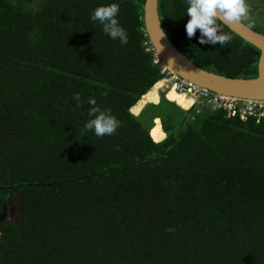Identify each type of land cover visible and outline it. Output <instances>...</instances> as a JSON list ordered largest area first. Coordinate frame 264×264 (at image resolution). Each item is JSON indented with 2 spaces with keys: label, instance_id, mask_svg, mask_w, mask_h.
Listing matches in <instances>:
<instances>
[{
  "label": "trees",
  "instance_id": "trees-1",
  "mask_svg": "<svg viewBox=\"0 0 264 264\" xmlns=\"http://www.w3.org/2000/svg\"><path fill=\"white\" fill-rule=\"evenodd\" d=\"M144 1L0 0V264H264V118L184 111L174 92L155 105ZM112 3L126 44L91 19ZM247 3L264 34V0ZM186 9L159 0L179 50L257 76L258 49L220 21L230 43L189 39ZM90 98L115 134L85 127Z\"/></svg>",
  "mask_w": 264,
  "mask_h": 264
},
{
  "label": "water",
  "instance_id": "water-1",
  "mask_svg": "<svg viewBox=\"0 0 264 264\" xmlns=\"http://www.w3.org/2000/svg\"><path fill=\"white\" fill-rule=\"evenodd\" d=\"M144 30L148 42L162 62L178 77L216 95L264 101V34L245 22L220 21L233 34L260 51L257 76L236 78L209 71L195 64L167 35L160 18L159 0H145Z\"/></svg>",
  "mask_w": 264,
  "mask_h": 264
},
{
  "label": "clouds",
  "instance_id": "clouds-1",
  "mask_svg": "<svg viewBox=\"0 0 264 264\" xmlns=\"http://www.w3.org/2000/svg\"><path fill=\"white\" fill-rule=\"evenodd\" d=\"M186 3V15L190 17L185 26L187 37L189 39L195 37L199 30L200 44L219 43L225 45L231 42L232 36L222 31L218 21L232 23L249 21L250 19V6L247 0H186ZM119 10L117 3L99 6L91 14V19L99 21L103 25V31L112 39H119L121 43L126 44L128 42L127 33L116 18ZM160 82H162V86L158 91L168 100L167 95L171 90L166 89L167 82L163 77L158 83ZM79 98V94L74 95V99L79 100ZM88 103L92 106L89 110V116L93 118L86 122L85 127L89 130L94 129L97 137L115 134L120 126L117 118L110 111H102L97 106L95 98H90ZM190 108L191 105L184 111H189Z\"/></svg>",
  "mask_w": 264,
  "mask_h": 264
},
{
  "label": "built area",
  "instance_id": "built-area-1",
  "mask_svg": "<svg viewBox=\"0 0 264 264\" xmlns=\"http://www.w3.org/2000/svg\"><path fill=\"white\" fill-rule=\"evenodd\" d=\"M147 45L148 51L154 52V63L160 68L161 76L167 82L166 89L173 90L177 94L191 100V108H194L196 113L200 107L210 106L213 109L222 110L227 113L236 112L243 121H248L249 119L261 120L264 118V101L216 95L205 89L198 88L173 73L162 62L149 42Z\"/></svg>",
  "mask_w": 264,
  "mask_h": 264
},
{
  "label": "crops",
  "instance_id": "crops-1",
  "mask_svg": "<svg viewBox=\"0 0 264 264\" xmlns=\"http://www.w3.org/2000/svg\"><path fill=\"white\" fill-rule=\"evenodd\" d=\"M156 85H157V84H156ZM156 85H155V86H156ZM158 94L161 95L159 91H158ZM161 96H162V95H161ZM161 96H159V102H158V103H155V105H158V104L160 103ZM149 104H153V103H149ZM149 104H147V105H149ZM147 105H146V106H147ZM146 106H145V107H146ZM145 107H144V108H145ZM144 108H143V109H144ZM143 109H142V110H143ZM142 110H141V111H142ZM140 113H141V112H140ZM140 113H139V114H140ZM139 114H138V115H139ZM138 115H137V116H138ZM157 120H158V119H157ZM159 120H160V119H159ZM155 121H156V120H155Z\"/></svg>",
  "mask_w": 264,
  "mask_h": 264
},
{
  "label": "flooded vegetation",
  "instance_id": "flooded-vegetation-1",
  "mask_svg": "<svg viewBox=\"0 0 264 264\" xmlns=\"http://www.w3.org/2000/svg\"><path fill=\"white\" fill-rule=\"evenodd\" d=\"M251 2H252V1H251ZM251 13H252V14H255V11H254L252 8H251ZM253 19H256L254 15H253ZM246 24H247V23H246ZM248 25L250 26V24H248ZM250 27L253 28V26H250Z\"/></svg>",
  "mask_w": 264,
  "mask_h": 264
},
{
  "label": "bare ground",
  "instance_id": "bare-ground-1",
  "mask_svg": "<svg viewBox=\"0 0 264 264\" xmlns=\"http://www.w3.org/2000/svg\"><path fill=\"white\" fill-rule=\"evenodd\" d=\"M173 92L176 93L175 91L172 90L171 92H169V94H170V93H173ZM169 94H168V95H169ZM179 95H180V94H179ZM150 97H151V96H150ZM151 98H152V97H151ZM152 99H154V98H152ZM155 100H156V99H155ZM158 100H159V99H158ZM169 101H170V100H169ZM173 103H174V102H173Z\"/></svg>",
  "mask_w": 264,
  "mask_h": 264
},
{
  "label": "rangeland",
  "instance_id": "rangeland-1",
  "mask_svg": "<svg viewBox=\"0 0 264 264\" xmlns=\"http://www.w3.org/2000/svg\"><path fill=\"white\" fill-rule=\"evenodd\" d=\"M133 114V113H132ZM7 221H10L11 219L9 218V217H7V219H6Z\"/></svg>",
  "mask_w": 264,
  "mask_h": 264
}]
</instances>
